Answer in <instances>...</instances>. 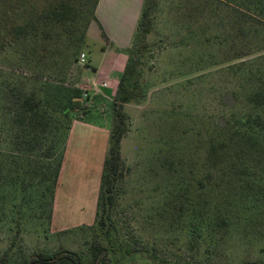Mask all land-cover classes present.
Wrapping results in <instances>:
<instances>
[{"label": "rangeland", "instance_id": "374dc122", "mask_svg": "<svg viewBox=\"0 0 264 264\" xmlns=\"http://www.w3.org/2000/svg\"><path fill=\"white\" fill-rule=\"evenodd\" d=\"M59 1L0 0V261L66 250L90 264L100 247L106 264H264V0H145L126 48L92 34L97 0H65L75 21L35 16ZM107 45L127 58L121 88L90 77ZM78 89L61 121L51 108ZM25 95L53 112L31 150ZM120 108L113 203L91 225L55 231L50 194L20 173L25 160L10 171L11 156L57 163L75 120L110 132Z\"/></svg>", "mask_w": 264, "mask_h": 264}, {"label": "crops", "instance_id": "0c3cea01", "mask_svg": "<svg viewBox=\"0 0 264 264\" xmlns=\"http://www.w3.org/2000/svg\"><path fill=\"white\" fill-rule=\"evenodd\" d=\"M144 1L100 0L92 34H105L120 48L128 47L138 29ZM109 46L104 49L103 62L90 67L93 84L103 80L118 84L123 75L127 58L123 53L110 51ZM109 134L108 126L89 115L71 124L53 203L51 224L56 225L55 231L75 230L95 221ZM91 136L98 148L92 143L87 152L89 142L85 140Z\"/></svg>", "mask_w": 264, "mask_h": 264}, {"label": "trees", "instance_id": "16d2710c", "mask_svg": "<svg viewBox=\"0 0 264 264\" xmlns=\"http://www.w3.org/2000/svg\"><path fill=\"white\" fill-rule=\"evenodd\" d=\"M96 7L98 6L99 0L96 1ZM72 13L74 15L72 16ZM79 14V7H74L71 2L60 0L58 3H54L49 10L36 13L35 16L38 19L42 18H51L52 20H57L58 22H64L67 18H72V21H75ZM72 16V17H71ZM13 30L15 33H22L23 27L19 26L17 29ZM127 80V71H125L120 79L119 87ZM81 90H75L74 95L70 96L69 99L65 101L56 102L51 109L54 110L56 114L61 116V121H66L70 118L72 112H76L77 109L74 106L72 100L76 96L81 95ZM126 100L124 97L122 101ZM47 108L43 107V101L34 95H25L22 99V112L18 115L20 122L23 125H27L28 133H33V137L29 139L28 143L30 144V149H33L34 143H39L43 139V134L48 130L51 125L53 118V112ZM71 125L67 129L66 138L64 141L63 147L59 150V160L57 163L52 161H41V160H32L24 155L11 156V167L10 171L17 169L20 172V167L17 165L21 160H25V164L28 163L29 166H26L25 169L21 167V172L24 175L33 172L35 182L32 184L37 191L42 190V195H46L48 192L52 200V213L51 221L53 214V203L56 192V187L58 184V179L60 175V170L62 166L63 156L66 148V143L68 139L69 130ZM42 133V135H41ZM127 129L125 127V115L122 112L121 108L118 109V121L115 123V126L110 129L109 136V146L107 150V155L104 163V169L102 174V181L100 187V194L98 200V206L100 204H112L113 203V181L114 178L119 174L122 166V155H121V142ZM41 135V136H40ZM3 137L0 135V142L3 143ZM33 139V140H32ZM51 149V148H50ZM48 149L47 154L51 155V150ZM31 156V155H30ZM4 159L5 154H4ZM5 161V160H4ZM17 166V167H16ZM100 222H103V218H100ZM51 223V222H50ZM83 227V226H82ZM100 252H96L93 255L92 261L90 264H106L105 257H101V248L99 247ZM0 264H9L7 261H0ZM24 264H85L80 255L72 251H61L54 254L39 253L31 260L25 262Z\"/></svg>", "mask_w": 264, "mask_h": 264}, {"label": "built area", "instance_id": "2783aa9c", "mask_svg": "<svg viewBox=\"0 0 264 264\" xmlns=\"http://www.w3.org/2000/svg\"><path fill=\"white\" fill-rule=\"evenodd\" d=\"M81 62H86V54L81 55Z\"/></svg>", "mask_w": 264, "mask_h": 264}]
</instances>
